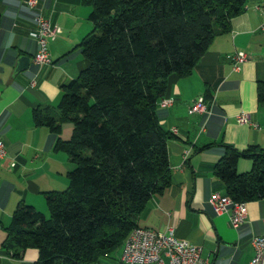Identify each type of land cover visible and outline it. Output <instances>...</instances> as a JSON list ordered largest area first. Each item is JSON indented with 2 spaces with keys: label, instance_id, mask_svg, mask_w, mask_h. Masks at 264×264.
<instances>
[{
  "label": "trees",
  "instance_id": "1",
  "mask_svg": "<svg viewBox=\"0 0 264 264\" xmlns=\"http://www.w3.org/2000/svg\"><path fill=\"white\" fill-rule=\"evenodd\" d=\"M93 28L78 47L88 65L61 85L59 116L34 111L37 126L59 133L55 149L74 168L63 191L45 193L48 216L20 202L5 227L2 249L35 264H101L121 248L154 193L171 184L167 142L157 117L171 74L185 76L217 34L231 28L247 0H82ZM1 16V15H0ZM209 92V91H207ZM208 94V93H207ZM264 101V81L257 85ZM214 174L233 202L264 198V148L225 145ZM252 163L239 173V159Z\"/></svg>",
  "mask_w": 264,
  "mask_h": 264
},
{
  "label": "crops",
  "instance_id": "2",
  "mask_svg": "<svg viewBox=\"0 0 264 264\" xmlns=\"http://www.w3.org/2000/svg\"><path fill=\"white\" fill-rule=\"evenodd\" d=\"M28 1L0 0V140L6 149L0 160V264H35L36 249L25 250L21 257L2 249L5 227L20 202L48 216L45 193L68 186L67 174L74 164L55 144L59 137H70L72 126L64 123L54 133L37 126L33 114L49 107L59 116L60 87L87 67L78 44L93 28L88 18L91 7L82 0H33L34 8ZM262 4L264 0H247L243 12L231 20L230 30L214 37L189 74L169 75L163 98L172 103L157 105L161 126L173 135L167 142L171 184L152 195L136 222L162 232L172 228L177 238L199 246L210 264H249L252 237L264 235V198L245 203L247 216L237 228L231 225L230 211L216 214L208 201L215 193L227 196L214 174L225 145L264 148V101L257 97V85L264 81ZM37 13L60 28L48 43L50 64L33 61L38 43L31 33L37 29ZM237 51L245 52L247 60L234 71L228 56ZM21 56L30 58L29 65L16 70ZM200 96L211 113H189ZM242 113L251 124L238 122ZM251 168L249 159H239V173ZM120 249L119 255L106 256L101 264H116Z\"/></svg>",
  "mask_w": 264,
  "mask_h": 264
},
{
  "label": "built area",
  "instance_id": "3",
  "mask_svg": "<svg viewBox=\"0 0 264 264\" xmlns=\"http://www.w3.org/2000/svg\"><path fill=\"white\" fill-rule=\"evenodd\" d=\"M31 8L35 7L33 0L28 1ZM264 11V4L261 5ZM36 31L31 36L36 39L38 49L33 57L37 65L50 64L48 43L60 32L57 25H52L42 13L35 15ZM234 71L240 70L241 64L247 60V54L237 51L230 56ZM172 103L170 98H162L159 104L163 107ZM189 113H211L204 97H198L189 108ZM239 123L251 124L247 114L237 117ZM6 149L0 140V160L5 156ZM209 204L216 214L230 211V222L235 228L241 226L247 216L244 202H233L228 196L218 193L209 198ZM253 255L249 264H264V235L252 237ZM116 264H210L207 258L201 256V248L187 240L177 238L172 228L168 232L157 231L147 227L133 228L122 244V251Z\"/></svg>",
  "mask_w": 264,
  "mask_h": 264
},
{
  "label": "water",
  "instance_id": "4",
  "mask_svg": "<svg viewBox=\"0 0 264 264\" xmlns=\"http://www.w3.org/2000/svg\"><path fill=\"white\" fill-rule=\"evenodd\" d=\"M30 58L28 56H21L18 59V64L16 65L15 69L16 70H23L26 69L29 65Z\"/></svg>",
  "mask_w": 264,
  "mask_h": 264
},
{
  "label": "rangeland",
  "instance_id": "5",
  "mask_svg": "<svg viewBox=\"0 0 264 264\" xmlns=\"http://www.w3.org/2000/svg\"><path fill=\"white\" fill-rule=\"evenodd\" d=\"M71 127V126H70ZM64 131H65V129H64ZM120 248L119 249H117L116 251H114L112 254H111V256H117V255H119L120 254Z\"/></svg>",
  "mask_w": 264,
  "mask_h": 264
}]
</instances>
